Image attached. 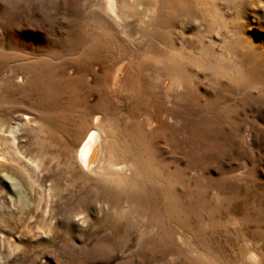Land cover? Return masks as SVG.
<instances>
[{"label":"rangeland","instance_id":"obj_1","mask_svg":"<svg viewBox=\"0 0 264 264\" xmlns=\"http://www.w3.org/2000/svg\"><path fill=\"white\" fill-rule=\"evenodd\" d=\"M165 1L0 0V264H264V0Z\"/></svg>","mask_w":264,"mask_h":264},{"label":"bare ground","instance_id":"obj_2","mask_svg":"<svg viewBox=\"0 0 264 264\" xmlns=\"http://www.w3.org/2000/svg\"><path fill=\"white\" fill-rule=\"evenodd\" d=\"M95 1L100 11L110 15L114 19V21L117 22V24L123 29L127 28L128 25L130 24L129 15L127 14L128 13L131 14L133 12L134 14H132V16L134 18L133 19L134 21L136 22L139 21V23L141 22L147 26H152L151 25L152 22L150 24L149 21L150 17L149 19L147 18V16H151V15L149 14L145 15L144 13L141 12L142 9L141 10L139 9L141 8L139 7V0H95ZM164 6H166L168 9L167 13L170 12L173 13V15L176 12H182L183 10V4L178 0H166ZM166 19H167L166 22L170 23V20L168 18ZM154 22L155 21L153 20V23ZM124 72H125V67H120L115 71V73L112 76V83H113L112 85L115 86L122 81ZM25 116L26 119L29 121V123L37 121L36 117L31 113L28 114L25 113ZM102 120H104L103 116L100 113L99 114L97 113V115L94 117L93 120L95 126L89 130V132L87 133V135L85 136V138L83 139L77 150V159L89 171H101V172L122 171L124 166H120L114 163V160L112 158L113 156L112 150L108 151V147L110 145L108 141H106L107 139L105 140L103 136V129L101 127ZM10 132L13 133L14 131L10 129ZM105 156L106 158H104Z\"/></svg>","mask_w":264,"mask_h":264}]
</instances>
